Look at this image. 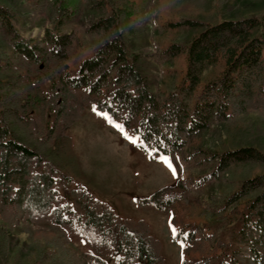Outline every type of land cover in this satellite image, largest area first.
Wrapping results in <instances>:
<instances>
[{"label": "trees", "instance_id": "obj_1", "mask_svg": "<svg viewBox=\"0 0 264 264\" xmlns=\"http://www.w3.org/2000/svg\"><path fill=\"white\" fill-rule=\"evenodd\" d=\"M49 2L50 25L28 37L0 6V31L14 58L0 59V68H14L16 61L20 77H56L40 98L16 79H0V218L28 239L24 248L0 246V264H163L160 241L146 221L119 216L88 189L72 187L63 170V161L73 158L67 130L86 105L138 137L151 158L179 157L183 180L135 201L139 209L170 214L172 239L182 244L177 264H264V150L226 139L207 147L201 138L213 124L264 109V13L176 22L202 30L186 48L161 47L171 59L185 52V70L174 89L158 94L145 75V53L129 51L125 31L137 19L134 0ZM42 101L52 118L45 120L43 111L29 117ZM228 172L232 184L219 197L187 200L188 191ZM69 234L89 251L71 253Z\"/></svg>", "mask_w": 264, "mask_h": 264}, {"label": "rangeland", "instance_id": "obj_2", "mask_svg": "<svg viewBox=\"0 0 264 264\" xmlns=\"http://www.w3.org/2000/svg\"><path fill=\"white\" fill-rule=\"evenodd\" d=\"M134 1L137 19L129 21L125 31L129 51L142 55L145 53L148 63L145 75L153 91L158 94L160 89H174L185 70V52L171 59L170 54L163 53L161 47L174 43L186 48L192 36L202 30V27L177 25L176 22L196 19L214 23L227 18H260L264 13V0ZM0 6L14 14V24L24 37L40 33L52 20L49 0H0ZM75 26L81 27L84 24L76 23ZM86 39L91 41L88 36ZM9 57L14 61L8 41L0 31V59ZM23 72L15 61L14 68H0V79H16L21 88L37 98L43 96L51 81L56 79L46 72L29 73L28 76L20 77L19 73ZM41 111L44 112L45 120L52 118V112L45 101L34 103L28 110V116L36 117ZM97 113L101 112H94L92 106L86 105L78 121L67 130L72 138L68 155L73 158L63 161V170L71 177V186L81 185L88 189L119 216L146 221L152 234L160 241L163 264H177L181 259L182 244L172 239L170 214L139 209L135 201L158 188L175 185L178 179L183 180L185 172L179 157L174 161L164 156L151 158L140 148L139 140L135 144L129 142ZM125 133L136 138L126 131ZM22 134L21 130L16 133L18 137ZM201 138L207 147L229 140L233 145H255L264 150V109L243 113L232 123L213 124L202 133ZM168 165H171V169ZM232 174L228 172L220 181L207 184L201 191H188L187 200L209 201L212 197H219L221 188H228L232 184ZM8 243L24 248L28 239L21 227H9L0 218V246L5 252L9 251ZM69 248L75 256L89 251L72 234H69ZM246 264L254 263L248 261Z\"/></svg>", "mask_w": 264, "mask_h": 264}, {"label": "snow or ice", "instance_id": "obj_3", "mask_svg": "<svg viewBox=\"0 0 264 264\" xmlns=\"http://www.w3.org/2000/svg\"><path fill=\"white\" fill-rule=\"evenodd\" d=\"M93 111L95 112L96 109L93 108ZM98 115H101L102 118H104L111 126H113L114 128H116L117 131L121 132V134L124 136L125 139H128L129 142L131 143H136L137 140L139 139L138 137L137 138H132V137H129L126 133H125V130H124V126L123 125H119V124H115L113 122V120L108 116L107 113H97ZM165 163L167 164V161H165ZM171 169V165H168ZM175 174V172H174ZM171 227V225H170ZM172 231H173V239H176V236H177V233H176V230L174 227H172Z\"/></svg>", "mask_w": 264, "mask_h": 264}]
</instances>
